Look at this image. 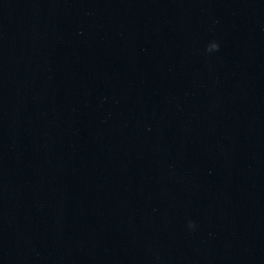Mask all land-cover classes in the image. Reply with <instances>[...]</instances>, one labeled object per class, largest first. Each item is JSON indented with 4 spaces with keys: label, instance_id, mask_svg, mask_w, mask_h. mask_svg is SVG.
Instances as JSON below:
<instances>
[{
    "label": "water",
    "instance_id": "95a60500",
    "mask_svg": "<svg viewBox=\"0 0 264 264\" xmlns=\"http://www.w3.org/2000/svg\"><path fill=\"white\" fill-rule=\"evenodd\" d=\"M0 264H264V0H0Z\"/></svg>",
    "mask_w": 264,
    "mask_h": 264
},
{
    "label": "clouds",
    "instance_id": "9594fccd",
    "mask_svg": "<svg viewBox=\"0 0 264 264\" xmlns=\"http://www.w3.org/2000/svg\"><path fill=\"white\" fill-rule=\"evenodd\" d=\"M219 48V44L215 43L213 44L211 47L208 46V51H213V50H217ZM188 226L189 228H194L195 227V223L193 221H189L188 222Z\"/></svg>",
    "mask_w": 264,
    "mask_h": 264
}]
</instances>
